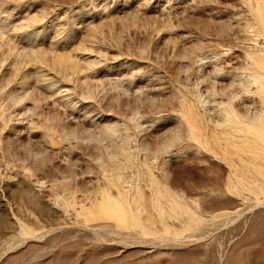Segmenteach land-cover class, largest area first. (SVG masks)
Wrapping results in <instances>:
<instances>
[{"label": "rangeland", "instance_id": "374dc122", "mask_svg": "<svg viewBox=\"0 0 264 264\" xmlns=\"http://www.w3.org/2000/svg\"><path fill=\"white\" fill-rule=\"evenodd\" d=\"M0 264H264V0H0Z\"/></svg>", "mask_w": 264, "mask_h": 264}]
</instances>
